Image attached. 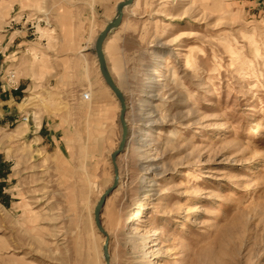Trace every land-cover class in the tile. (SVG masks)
I'll return each mask as SVG.
<instances>
[{"label":"rangeland","instance_id":"rangeland-1","mask_svg":"<svg viewBox=\"0 0 264 264\" xmlns=\"http://www.w3.org/2000/svg\"><path fill=\"white\" fill-rule=\"evenodd\" d=\"M121 1L0 0V264H264V0L122 7L120 151Z\"/></svg>","mask_w":264,"mask_h":264},{"label":"water","instance_id":"water-1","mask_svg":"<svg viewBox=\"0 0 264 264\" xmlns=\"http://www.w3.org/2000/svg\"><path fill=\"white\" fill-rule=\"evenodd\" d=\"M133 0H123L120 3H118L116 7V16L115 19L112 20L110 23H108L102 31L98 33L94 40L93 44V50L94 54L97 60V65L98 69L100 72V75L102 77L103 82L105 85L111 90V92L114 94L116 97L117 101L119 102L120 105V112H119V122L122 127V138H121V144L119 145V150H123V144H124V136H125V124H124V113H125V105H124V99L117 88V86L114 84L112 79L109 77L106 66H105V59H104V54H103V45L106 41L107 35L115 28H117L120 23H121V18H122V7L126 5L132 4ZM113 160V159H112ZM103 256L105 259L106 264H108V254H107V248L106 244L103 247Z\"/></svg>","mask_w":264,"mask_h":264},{"label":"crops","instance_id":"crops-1","mask_svg":"<svg viewBox=\"0 0 264 264\" xmlns=\"http://www.w3.org/2000/svg\"><path fill=\"white\" fill-rule=\"evenodd\" d=\"M30 74L36 76L35 72L32 73L31 71H28L29 76ZM23 114L24 113L20 112L19 108L17 107L15 97H13V93L10 92V89L8 93H2L0 91V124L8 128L9 125L13 124L16 121V117H21ZM25 114L30 116L31 121V124L28 125V132L37 135V137L35 136L33 139H31L29 144L30 147L34 146V148L36 149L35 140H39L42 144L44 143L42 145L43 149H47L48 145L53 146L54 143L59 145L58 141L61 140L63 136V133L60 130L47 131L39 135L38 132L40 130V123L34 112L32 110H29Z\"/></svg>","mask_w":264,"mask_h":264},{"label":"bare ground","instance_id":"bare-ground-1","mask_svg":"<svg viewBox=\"0 0 264 264\" xmlns=\"http://www.w3.org/2000/svg\"><path fill=\"white\" fill-rule=\"evenodd\" d=\"M115 19V18H114ZM113 19V20H114ZM111 22V21H110ZM110 22H107L106 23V25L108 24V23H110ZM105 25V26H106ZM107 44H109V41H105V45H107ZM103 49H105V46H104V48ZM151 112L150 111H148L147 110V112L145 113V114H150ZM145 208H146V201L145 200H142L140 203H139V206H138V209L135 211V213H134V217H133V219H134V223H137V222H139L141 219V216H142V213H143V211L145 210ZM137 238L140 240V242H141V245H140V247H139V256H140V258H141V262L143 263V259H145V258H147V257H150V256H152V255H156V253H152V250L151 251H149V252H146L145 251V247H146V244L144 243V241H145V236H137ZM155 245V244H154Z\"/></svg>","mask_w":264,"mask_h":264},{"label":"built area","instance_id":"built-area-1","mask_svg":"<svg viewBox=\"0 0 264 264\" xmlns=\"http://www.w3.org/2000/svg\"><path fill=\"white\" fill-rule=\"evenodd\" d=\"M15 72L13 70H9L5 75V81L12 90H17L18 85L15 83ZM84 97L87 98V95L84 94ZM29 120V115H22L21 121L27 123Z\"/></svg>","mask_w":264,"mask_h":264}]
</instances>
